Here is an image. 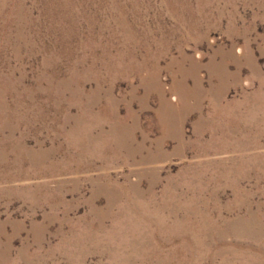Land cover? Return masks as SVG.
I'll return each mask as SVG.
<instances>
[{"label":"rangeland","instance_id":"1","mask_svg":"<svg viewBox=\"0 0 264 264\" xmlns=\"http://www.w3.org/2000/svg\"><path fill=\"white\" fill-rule=\"evenodd\" d=\"M0 264H264V0H0Z\"/></svg>","mask_w":264,"mask_h":264}]
</instances>
